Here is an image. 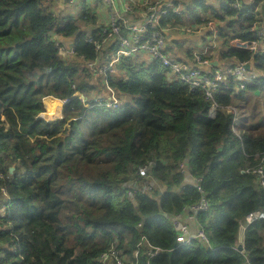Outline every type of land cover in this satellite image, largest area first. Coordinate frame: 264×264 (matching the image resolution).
<instances>
[{"label": "trees", "instance_id": "trees-1", "mask_svg": "<svg viewBox=\"0 0 264 264\" xmlns=\"http://www.w3.org/2000/svg\"><path fill=\"white\" fill-rule=\"evenodd\" d=\"M190 1L193 7L182 16L168 13L160 26L180 32L185 23H223L229 31L212 21L226 47L218 49L223 66L246 62L264 75V52L226 44L253 39L247 31L255 18L246 4L237 11L222 0L218 9ZM44 2L0 0V264H100L112 243L135 264H264L263 219L244 228L243 250L237 249L246 217L264 214V189L245 172L258 166L254 155L264 156V76L243 89L229 77L214 95L220 108L213 117L201 90L140 56L121 59L115 73L97 79L98 89L85 65L107 61L104 25L97 27L89 7L75 18H58ZM257 22H263L260 13ZM53 35L72 39L70 56L58 51ZM104 82L121 102L113 109L90 99L91 90L104 92ZM78 89L85 101L70 99L62 120L35 121L43 98L45 105L52 97L67 100ZM149 162L155 184L128 196L127 184ZM180 163L200 179L202 193L184 185ZM202 195L209 206L196 218L209 248L197 240L176 242L173 219ZM142 237L161 253L148 256Z\"/></svg>", "mask_w": 264, "mask_h": 264}, {"label": "built area", "instance_id": "built-area-1", "mask_svg": "<svg viewBox=\"0 0 264 264\" xmlns=\"http://www.w3.org/2000/svg\"><path fill=\"white\" fill-rule=\"evenodd\" d=\"M98 2L109 9L110 21L108 24L101 28V35L104 37L102 44H106L111 50L108 52V58L106 62L95 60L87 62V69L93 73V78L103 79L107 73H115V66L121 59L135 58L145 56L150 62L154 61L159 63L161 66L166 67L169 70L170 76L186 85L189 88L201 90L206 99H209L211 106L209 109V116L213 117L216 110L220 107L214 102V95L218 93L222 85H225L227 79L232 77L238 81V88L243 89L246 85L259 83L260 77H263L261 73L252 71V66L246 62H238L234 66L217 67L216 63L207 57L208 51L215 48V43L218 39V29L212 21H208L206 24L201 25H184L179 28L180 32L188 35L194 34H207V41L201 50L193 51L190 62L177 61L172 59L168 53L166 44V35L171 32L172 29L167 25L166 27L160 26L161 20L167 16L168 13H172L177 16L184 14L183 7L188 4L186 0H125L124 9L125 12L134 19L137 16H141L142 20L139 23H130L126 18L120 15L117 9V0H90ZM243 1L246 2V11L253 15L255 21L248 29V33L252 34L253 39L242 40L239 38L232 39L230 41V47L238 50L250 51L252 54L264 52V21L257 22L258 13H260V6L264 0H222V3L230 5L233 9L241 11L244 6ZM88 41L92 42V38H88ZM56 42V41H55ZM95 50L101 51L100 42L94 43ZM58 51L66 56H70L73 52L74 46L65 48L61 43L56 42ZM250 66V70L245 67ZM77 97L82 102L85 101L84 94L80 90H75L72 97L67 100H63V104L60 105L58 111L59 115L51 118L41 114L46 111L43 101L47 98L42 99V111L37 115L41 117L42 121L52 123L60 121L63 118V110L66 103ZM54 100L58 98L52 97ZM93 105L102 106L108 109H113L120 105V100L116 92L104 82V92L94 95L92 97ZM62 100V99H61ZM85 107L90 105L84 104ZM46 106V105H45ZM47 108V107H46ZM44 109V110H43ZM228 112H234L230 107L227 108ZM36 117V118H37ZM238 119L235 116L233 119V125L238 124ZM235 132V127H232ZM254 159L258 162L257 167H253L250 171L258 180L260 186L264 189V156L260 154L254 155ZM150 162L146 165L138 168V178L136 181L127 184V194L131 196L134 192L146 193L155 184V181L148 175V168ZM179 169L184 171L187 178L192 179L190 186L195 187L200 193L202 190L199 186V178H193L187 170V166L184 163L179 164ZM208 201L202 195L199 202L193 206L186 207L189 209L188 213H191L190 218L195 221L196 227L193 232H190V228L186 224H182L179 220L181 215L174 218L173 223L180 234L176 237V242L189 244L192 240L202 242L207 248L209 243L206 235L197 223V214L204 212L208 209ZM185 212V211H184ZM183 212V213H184ZM256 219H263V213L250 214L246 217L245 222L240 227V233H243L244 228L251 224ZM140 226V224H138ZM238 234V236H239ZM243 242V241H242ZM240 242V245H242ZM141 243L145 244L147 248V255L152 257L161 253V249L152 247L142 237ZM243 250V248H242ZM242 250L240 252H242ZM138 249L134 250L132 257L137 258ZM100 264H135L133 261L127 262L121 255L117 248V243H112L107 251L102 252L98 259Z\"/></svg>", "mask_w": 264, "mask_h": 264}, {"label": "crops", "instance_id": "crops-1", "mask_svg": "<svg viewBox=\"0 0 264 264\" xmlns=\"http://www.w3.org/2000/svg\"><path fill=\"white\" fill-rule=\"evenodd\" d=\"M117 9L120 12V15L126 18L130 23H139L142 20L141 16H137L135 19L133 16H130L128 13L125 12L124 9V3L125 0H117ZM243 3H246L243 1ZM44 6L46 9L52 13L55 17L62 18L65 16H72L73 18L77 17L81 12L83 11V7H89L92 10V7H95L96 10V16L98 18L99 25L97 27H101L102 25L108 24L110 21V15H109V9L102 5L101 3L98 2H93L90 0H45ZM81 7V11L79 14H77V7ZM193 7V3L191 1L188 2V4L184 5L183 10L184 13L190 8ZM74 10L76 11L75 14L76 16H73ZM98 14V15H97ZM191 23H185L184 25H190ZM218 26H221L223 28L224 32L225 28L223 26V23L217 24ZM215 25L217 28L218 26ZM96 27V28H97ZM88 31L92 30V28H87ZM229 31V30H228ZM208 35L207 34H194V35H188L183 32H178V31H171L168 32L166 35V44H167V49L169 55L172 57V59H175L177 61H185V62H190L191 57H192V52L193 51H199L202 49L204 44L207 41H210L211 39H207ZM53 38L55 39L56 42L61 43L65 48H70L72 44L71 40H63L61 38H58L56 35H53ZM230 41H227V46L230 48ZM223 42L219 39H217V43H215V48L214 50L210 53L211 55V60L216 63V66L221 68L224 67L223 63L221 62L220 58H218V49L224 50L226 49L225 46H223ZM217 48V49H216ZM142 59L146 57L141 56ZM140 57V58H141ZM149 62V61H148ZM192 182V179L189 178V181L185 179L184 185H188ZM191 213H188L187 211L184 212L181 217L179 218L180 222L182 224H186L190 228V232L195 229L196 224L195 221H193L190 218ZM243 241V233H240L238 236V244L240 245V242Z\"/></svg>", "mask_w": 264, "mask_h": 264}, {"label": "rangeland", "instance_id": "rangeland-1", "mask_svg": "<svg viewBox=\"0 0 264 264\" xmlns=\"http://www.w3.org/2000/svg\"><path fill=\"white\" fill-rule=\"evenodd\" d=\"M205 3L206 4H208V5H211V6H213L215 9H218L219 8V1L218 0H205ZM195 8V11L197 12V13H200V9H199V7H197V6H195L194 7ZM96 8L95 7H92V11L96 14L97 12H96ZM80 11H81V7L80 6H78L77 7V14H79L80 13ZM75 10H74V13H73V16H76L77 14H75ZM98 15V14H97ZM212 21H214V20H212ZM214 23H216V24H219V22L218 21H214ZM229 29L228 28H225V31H228ZM89 84H96V85H98L97 87H98V89H99V83H97L98 82V80L96 79V77L95 78H93V77H91L90 79H89ZM94 84V85H95ZM80 92L82 93V91L80 90ZM90 99H92V97L94 96V95H98L99 94V92H97L96 91V89L95 90H91L90 91ZM43 104H44V107H45V110L44 111H47V108H46V106H45V103H44V101H43ZM235 132H236V130H235Z\"/></svg>", "mask_w": 264, "mask_h": 264}, {"label": "clouds", "instance_id": "clouds-1", "mask_svg": "<svg viewBox=\"0 0 264 264\" xmlns=\"http://www.w3.org/2000/svg\"><path fill=\"white\" fill-rule=\"evenodd\" d=\"M63 100L61 99H56L54 102L50 103V104H46L47 107V111L44 113H41L49 118L59 115V107L61 104H63Z\"/></svg>", "mask_w": 264, "mask_h": 264}, {"label": "water", "instance_id": "water-1", "mask_svg": "<svg viewBox=\"0 0 264 264\" xmlns=\"http://www.w3.org/2000/svg\"><path fill=\"white\" fill-rule=\"evenodd\" d=\"M260 15H261V17H262V19H263V21H264V2L261 4V6H260ZM247 70H250V66L248 65V66H246L245 67ZM256 94H258V92H256ZM35 121L36 122H38V121H42V119H41V117L39 116V117H37L36 119H35ZM10 171H12V168H10ZM185 179H187V181H189V178H187V177H185ZM190 183L192 184V182L190 181ZM188 185H190V184H188ZM184 211L186 212H189V209L187 208V209H184ZM174 220V219H173ZM192 232V231H191ZM237 249L239 250V251H241L242 250V245H238L237 246Z\"/></svg>", "mask_w": 264, "mask_h": 264}]
</instances>
